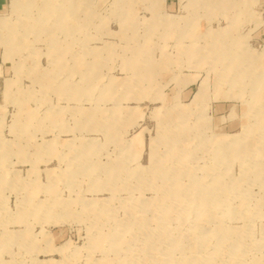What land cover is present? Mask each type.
<instances>
[{
	"label": "rangeland",
	"instance_id": "1",
	"mask_svg": "<svg viewBox=\"0 0 264 264\" xmlns=\"http://www.w3.org/2000/svg\"><path fill=\"white\" fill-rule=\"evenodd\" d=\"M0 24V264H264V0Z\"/></svg>",
	"mask_w": 264,
	"mask_h": 264
},
{
	"label": "crops",
	"instance_id": "2",
	"mask_svg": "<svg viewBox=\"0 0 264 264\" xmlns=\"http://www.w3.org/2000/svg\"><path fill=\"white\" fill-rule=\"evenodd\" d=\"M261 36H262V41H264V25H263V27H262V31H261ZM259 78L262 80V81H264V78L262 77V75H261V71H260V73H259ZM264 95L262 94V93H260V97H263Z\"/></svg>",
	"mask_w": 264,
	"mask_h": 264
},
{
	"label": "bare ground",
	"instance_id": "3",
	"mask_svg": "<svg viewBox=\"0 0 264 264\" xmlns=\"http://www.w3.org/2000/svg\"><path fill=\"white\" fill-rule=\"evenodd\" d=\"M68 1H69V0H68ZM70 1H71V0H70ZM24 3H25V2H24ZM74 7H75V6H74ZM65 19H66V18H65ZM170 22H171V21H170ZM0 25H1V24H0ZM2 25H3V24H2ZM2 25H1V26H2ZM5 26H6V25H5ZM5 26H4V27H5ZM7 26H8V24H7ZM4 27H3V28H4ZM143 53H144V52H143ZM254 78H255V77H254ZM254 82H255V81H254ZM202 93H203V92H202ZM256 101H257V100H256ZM239 136H240V135H239ZM240 138H244V137H240ZM234 142H235V140H232V143H234ZM249 144H250V143H249ZM220 152H222V151H220ZM172 177H173V176H172ZM222 182H223V181H222ZM216 185H217V184H216ZM217 186H218V185H217ZM217 186H216V187H217ZM203 194H204V193H203ZM205 196H206V195H205ZM197 197H198V196H197ZM200 199H201V198H200ZM205 199H206V198H205ZM196 201H197V200H196ZM204 201H205V200H204ZM202 212H203V211H202Z\"/></svg>",
	"mask_w": 264,
	"mask_h": 264
}]
</instances>
